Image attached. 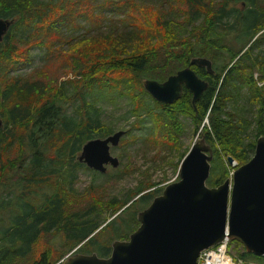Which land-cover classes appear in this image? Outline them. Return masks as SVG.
<instances>
[{"label":"trees","instance_id":"16d2710c","mask_svg":"<svg viewBox=\"0 0 264 264\" xmlns=\"http://www.w3.org/2000/svg\"><path fill=\"white\" fill-rule=\"evenodd\" d=\"M254 1L228 0L225 6L241 2L246 8L235 10L215 6L214 0H0V19L12 22L0 41V151L14 153L0 155V186L12 181L21 189L6 204L12 213L0 236V264L25 260L40 234L60 228L56 226L64 220L67 225L63 187L73 178L65 173L86 170L75 154L86 141L113 131L102 121V100L127 98L126 112L134 119L130 129H145V135L137 136L145 142L164 132L172 150L182 133L180 118L188 119L212 151L207 187L221 184L230 169L250 158L256 138L264 136V32L251 42L264 29V13L253 7ZM219 27L227 28L219 33ZM15 42L43 47L46 53L58 49L67 56L71 78L50 84L14 74L29 58ZM16 47L25 51L18 64L13 60ZM193 58L208 60L212 73L189 65ZM185 67L207 84L193 108L184 88L169 105L143 90L141 80L163 82ZM241 99L246 106L239 105ZM186 151L176 154V166ZM227 157L235 162L233 168ZM86 171L94 178L104 176ZM58 177L61 181H54ZM43 187L52 188L51 195L44 196ZM152 187L139 186L119 202L111 198L103 223L81 222L77 229L68 225L65 250L87 239L72 253L89 254L99 248V240L106 257L112 241L126 240L136 229L135 215L145 207L135 203L146 205L152 190L143 191ZM39 192L43 202L35 206L33 195ZM230 245L240 247L228 240L227 250ZM52 254L47 248L29 264H59L64 258ZM246 258L264 264L263 258L242 251L233 260Z\"/></svg>","mask_w":264,"mask_h":264},{"label":"water","instance_id":"95a60500","mask_svg":"<svg viewBox=\"0 0 264 264\" xmlns=\"http://www.w3.org/2000/svg\"><path fill=\"white\" fill-rule=\"evenodd\" d=\"M11 24L0 19V41ZM189 65L211 74L210 62L204 58H193ZM142 88L155 102L166 105L176 101L184 88L191 94L193 108L206 83L185 67L163 82L144 80ZM123 134L118 130L86 141L76 161L99 174L105 172V166L116 168L118 160L109 149L117 146ZM211 159L212 151L199 135L181 158L177 179L164 185L160 194L136 213L138 225L126 240L112 241L106 257L70 253L58 263L196 264L201 251L223 239L238 243L246 254L264 259V136L256 138L250 158L215 187L205 184ZM226 162L235 166L229 157Z\"/></svg>","mask_w":264,"mask_h":264},{"label":"rangeland","instance_id":"374dc122","mask_svg":"<svg viewBox=\"0 0 264 264\" xmlns=\"http://www.w3.org/2000/svg\"><path fill=\"white\" fill-rule=\"evenodd\" d=\"M227 2L228 0H214V5L218 7L224 5L225 9L232 8L235 10H243L245 8L241 2H236L234 5L228 3L227 6H225ZM254 5H256L258 10L264 13V0H255L253 2V7ZM203 6L205 5L203 4ZM182 8L185 7L182 6ZM232 21L229 24H231ZM182 23L183 21H181V24ZM226 28L219 27L217 31L219 33H223ZM14 45H17L19 49L25 48V50H27V54H29V58L22 65H18L14 70V74L19 77L30 80L39 79L42 82L50 84L64 81L66 78H71L70 68L67 66V56L58 51V49L46 53V50H44L43 47L39 50L37 49L38 47H35L34 45L27 46L26 44H20L19 42H15ZM50 45L56 46L53 43ZM236 46L237 45H235V47ZM17 47L15 50H18ZM260 48L263 49L264 45H260ZM24 52L25 51L22 52L21 50H18V52L14 55L13 60H17L16 64L24 60ZM253 79H257V74L253 75ZM143 81L144 80H141V83ZM257 87H259V83H257ZM239 102L240 106H246L247 104L243 99ZM128 107V100L124 97L116 98L110 102L102 100L100 107L102 112V121L111 127L113 130L112 133L118 130L124 131V134L120 137L117 146L109 149L110 155L116 157L118 160L116 168L112 169L109 166H105V172L101 174L104 176H97L95 178L88 171H86L89 169H87L82 163L81 164L86 170H79L75 173L74 169L67 171L65 176L71 175L72 177L70 179L73 178L71 185H68L67 187L65 185V187H63L66 189L63 214L68 217L66 219L67 225H63L65 222L64 220L56 226L60 228L53 230L50 233L40 234V237L33 244V252L31 251L32 254L30 253L31 255L25 260H13L10 264H29L31 260L36 258L47 248H50V251L53 252L55 259H58L61 256L62 258H65L68 254L74 252L75 248H79L87 240L85 239L70 251L65 250L67 247L65 232H68V225L72 224L74 225V228L77 229L81 227V222H84L83 224H91L89 223L90 221H102L101 223H103L109 218L108 215L110 210L108 209V204L111 201V198H115L117 200L116 202L124 200L136 189H138L139 186L145 184H153V187L145 192L143 191V193H147L152 190L150 195L155 197L160 194L164 185L177 179L176 154H183L188 149L192 141L199 137V130L197 129L194 131L193 125L189 123L188 119L180 118V121L183 123V127L181 136L178 139V148L176 150H172L169 147V144L164 141V132H157L153 134L154 137H152L151 141L145 142L137 137L138 135H145V129H130L134 119L128 117L126 112ZM68 110L71 115L70 108H68ZM0 119L2 122L3 117L1 115ZM128 132L129 135L127 136ZM78 154L79 152L75 154V160ZM0 155L9 157L14 155V153L0 151ZM233 163L235 165L234 161ZM229 166L233 168L232 165ZM232 171L233 170L230 169L227 178L231 177ZM61 173L62 172L58 173V175H61ZM54 181L60 182L61 178H55ZM11 183L12 181H10V183L8 181L4 186H0V236L4 230L8 229V221L10 214L12 213V211H9L10 206H7L6 204L12 201L15 193L21 192L20 188H14ZM52 190V188L48 189L43 187L42 193L44 196H49L51 195ZM33 198V205L40 206L42 204L43 197L41 196V192H39L37 196L33 195ZM151 199L152 198L148 197L146 205L136 202L135 207H146ZM130 200L133 201L134 199ZM90 214H95L97 217L91 218ZM95 243L99 245V248L92 250L91 253L96 254L98 257H102L103 255L100 251L101 242L97 240ZM1 247L3 246L0 242V248ZM241 251L243 252L241 246L236 247L235 245H230L228 247L227 254L235 258V256L238 257V254ZM238 262L239 263L236 264H257L254 260L249 258Z\"/></svg>","mask_w":264,"mask_h":264},{"label":"built area","instance_id":"2783aa9c","mask_svg":"<svg viewBox=\"0 0 264 264\" xmlns=\"http://www.w3.org/2000/svg\"><path fill=\"white\" fill-rule=\"evenodd\" d=\"M228 240H221L216 246L203 250L196 264H236L238 261L233 260V256L227 254Z\"/></svg>","mask_w":264,"mask_h":264},{"label":"flooded vegetation","instance_id":"af4514ba","mask_svg":"<svg viewBox=\"0 0 264 264\" xmlns=\"http://www.w3.org/2000/svg\"><path fill=\"white\" fill-rule=\"evenodd\" d=\"M262 32H264V29L263 30H261V31H259L253 38H252V40H251V42L255 39V37H257L259 34H261ZM246 49V48H245ZM210 68H211V64H210ZM204 69V68H203ZM205 70V69H204ZM194 73V72H193ZM211 73H212V70H211ZM201 80V79H200ZM203 81V80H202ZM205 82V81H204ZM206 83V82H205ZM261 84L262 83H259V86H261ZM207 85V84H206ZM191 95V94H190ZM199 99V98H198ZM124 132V131H123ZM199 135V134H198ZM189 148V147H188ZM188 150V149H187ZM181 160V159H180ZM180 162V161H179ZM178 165H179V163H178ZM177 168H178V166H177ZM90 170V169H89ZM110 252V251H109ZM202 252V251H201ZM200 252V253H201ZM199 253V254H200ZM199 254H198V256H199ZM198 258V257H197ZM196 262H197V259H196Z\"/></svg>","mask_w":264,"mask_h":264}]
</instances>
